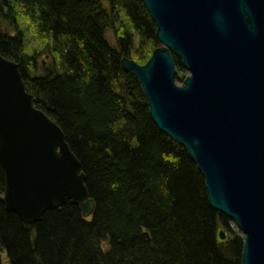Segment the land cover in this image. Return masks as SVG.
I'll return each mask as SVG.
<instances>
[{"label":"trees","instance_id":"trees-1","mask_svg":"<svg viewBox=\"0 0 264 264\" xmlns=\"http://www.w3.org/2000/svg\"><path fill=\"white\" fill-rule=\"evenodd\" d=\"M105 2L0 0L11 28H0V54L63 131L95 203L89 219L68 201L28 225L0 202V264L2 253L9 264H242V235L210 206L203 175L157 128L138 81L122 69V58L145 65L161 46L154 22L140 0ZM41 51L50 63L39 67ZM4 179L0 166V196Z\"/></svg>","mask_w":264,"mask_h":264},{"label":"water","instance_id":"water-1","mask_svg":"<svg viewBox=\"0 0 264 264\" xmlns=\"http://www.w3.org/2000/svg\"><path fill=\"white\" fill-rule=\"evenodd\" d=\"M140 1L161 47L145 65L122 58V69L138 81L157 128L203 175L210 206L238 226L242 264H264V0ZM173 56L189 74L182 86ZM0 166V202L22 222L68 201L92 217L63 131L33 106L17 64L1 54ZM216 239L228 240L222 226Z\"/></svg>","mask_w":264,"mask_h":264},{"label":"rangeland","instance_id":"rangeland-1","mask_svg":"<svg viewBox=\"0 0 264 264\" xmlns=\"http://www.w3.org/2000/svg\"><path fill=\"white\" fill-rule=\"evenodd\" d=\"M101 1L104 3V5H106L105 0H101ZM24 27H26V29L29 30V28H28L26 25H24ZM24 27L22 26V28L24 29V32L27 34L28 32L26 31V29H25ZM0 28H1V30L4 31V32H11V28L8 26V24L5 23V22H3L1 19H0ZM33 28H34V27H33ZM105 37H106V40L108 41V43H109L110 45H112V46L115 47L116 44H115L114 35H113L112 30L108 29V30L105 32ZM28 41H29V45H30L31 47H32V46H33V47L38 46V43H36L35 40H34L32 43L30 42V40H28ZM41 52H42V54H41V55L39 56V58H38V66H39V67H41L40 63H41V61L43 60V58H44L45 56H47V55L45 54V52H43V51H41ZM47 57H48V58H47L46 65L50 63V57H49V56H47ZM38 72H40V69L38 70ZM38 72H37V73H38ZM188 75H189L188 72H187L184 68H183L181 71H180L179 69L175 68V76H174L175 84L178 85V86H182V85H183V82L179 81V78H180V77L185 78V77H187ZM230 227H231L234 231H236V232H238L240 235H242L241 232H240L239 229H238V226L236 225V223H235L233 220H230ZM1 263H2V264H9V263H8V260H7L6 256H5V253H2V254H1Z\"/></svg>","mask_w":264,"mask_h":264},{"label":"bare ground","instance_id":"bare-ground-1","mask_svg":"<svg viewBox=\"0 0 264 264\" xmlns=\"http://www.w3.org/2000/svg\"><path fill=\"white\" fill-rule=\"evenodd\" d=\"M161 47V46H160ZM164 48H166V47H164ZM4 173V172H3ZM4 178H5V176H4ZM4 182H5V179H4ZM59 208V207H58ZM56 209V208H55Z\"/></svg>","mask_w":264,"mask_h":264}]
</instances>
